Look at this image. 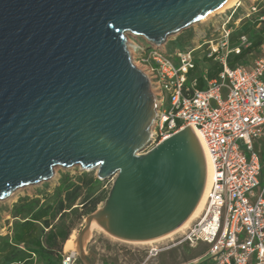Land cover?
<instances>
[{
	"label": "water",
	"instance_id": "obj_1",
	"mask_svg": "<svg viewBox=\"0 0 264 264\" xmlns=\"http://www.w3.org/2000/svg\"><path fill=\"white\" fill-rule=\"evenodd\" d=\"M224 1L0 0V199L80 165L115 178L81 249L93 220L130 242L179 228L203 194L205 153L190 125L148 150L158 102L127 34L162 46Z\"/></svg>",
	"mask_w": 264,
	"mask_h": 264
},
{
	"label": "built area",
	"instance_id": "obj_2",
	"mask_svg": "<svg viewBox=\"0 0 264 264\" xmlns=\"http://www.w3.org/2000/svg\"><path fill=\"white\" fill-rule=\"evenodd\" d=\"M259 11L258 4L252 5L238 21ZM232 16L221 27L220 42L205 51L204 56L219 62L222 69L214 78L203 76L204 88L198 87L197 77L190 78L197 67L196 51L203 44L168 52L164 44L128 43L130 52L139 51L145 68L135 63L131 52L133 61L147 75L158 102L148 150L190 125L202 134L207 176L208 161L211 166L201 211L178 230L175 239L150 241L154 244L149 257L181 244L191 248L204 244L203 257L212 264H264V183L261 157L255 149V142L264 137V45L261 56L230 67ZM241 42L249 45L246 36ZM233 50L239 53L241 48ZM62 264H80L79 253L65 250Z\"/></svg>",
	"mask_w": 264,
	"mask_h": 264
},
{
	"label": "trees",
	"instance_id": "obj_3",
	"mask_svg": "<svg viewBox=\"0 0 264 264\" xmlns=\"http://www.w3.org/2000/svg\"><path fill=\"white\" fill-rule=\"evenodd\" d=\"M259 7V12L243 20L230 34L232 50L227 54L230 67L248 63L250 56L257 55L264 45V20L260 19L264 16V2L259 3ZM192 36L190 28L184 29L171 47L185 49ZM242 36L248 38L249 45L242 44ZM237 46L241 48L239 53L233 50ZM209 62L206 76L214 78L222 66L213 60ZM193 76L197 77L199 88L206 86L198 67L191 71L190 78ZM103 186L104 181L94 173L85 172L76 179L64 173L52 192H41L43 197L21 196L10 209L14 219L10 232L0 235V264H62L64 243L75 220L93 213L107 199Z\"/></svg>",
	"mask_w": 264,
	"mask_h": 264
},
{
	"label": "rangeland",
	"instance_id": "obj_4",
	"mask_svg": "<svg viewBox=\"0 0 264 264\" xmlns=\"http://www.w3.org/2000/svg\"><path fill=\"white\" fill-rule=\"evenodd\" d=\"M261 2L262 0H240L238 5L231 9H228L227 11L215 13L206 19L197 21L196 23L188 27L192 30L193 36L190 43L186 47L203 44L202 48L196 51V55L197 57H199V59H205L204 54L205 51L208 50V47L216 45L222 39L221 27L225 19H227L231 14H233L231 18V24H233V28L238 27L241 25L243 20L248 17L243 18L240 21H238V19L244 17V15L252 7V5H259V3ZM182 33L183 31H180L178 33L170 35L167 41L164 43L163 49L167 50L168 52H172L174 50L171 47L172 43H174V41H176L177 38L182 35ZM127 35L130 43L135 42L137 44H141L142 46L148 44L143 36H133L129 34ZM131 52H133V55L135 56V63L139 67L145 68V64L138 57L139 51L132 50ZM262 54L263 48L259 50V53L257 55H254L253 59H250V56L249 61H253L256 57L261 56ZM213 61L216 62V60ZM208 64L209 63H206V65ZM223 94L225 96L224 92ZM262 163H264V154ZM85 172L94 173V175L97 176V169H83L80 165H72L68 167L59 165L55 167L54 174L51 178L45 181H40L35 184H30L25 187H22L16 190L12 195L8 196L7 198L0 199V235H6L10 232L14 221L10 213V209L21 196L43 197L41 192L43 190L52 192L54 188L59 184V180L64 173H69L73 179H76L77 176ZM114 179L115 178H108L103 180V188L107 191V197L113 186ZM260 179L262 183H264V165L262 168V175ZM105 201L106 199L98 205L97 209L103 208L105 205ZM86 221L87 216H84L80 220L76 219L72 232L69 236L70 238L73 233H76V247L75 249L71 250H76L80 254V257L84 256L88 258L89 263H87V261L85 262L82 258H80V264H182L192 258L200 256L206 251V246L204 244L199 246L197 249H192L188 244H181L174 246L169 250L163 251L157 256L149 257V249L152 243L154 244V242H150L151 240L144 242L124 241L112 236L103 228H100L98 226L93 228L91 231L89 230L88 233H85L83 235L81 249L79 236L83 231ZM178 233L179 231H176L171 235L163 238V240H166L170 237L175 239ZM66 242L64 243L63 247L64 253L65 250L69 251V249H65ZM197 264L212 263L206 257H203Z\"/></svg>",
	"mask_w": 264,
	"mask_h": 264
},
{
	"label": "bare ground",
	"instance_id": "obj_5",
	"mask_svg": "<svg viewBox=\"0 0 264 264\" xmlns=\"http://www.w3.org/2000/svg\"><path fill=\"white\" fill-rule=\"evenodd\" d=\"M239 1L240 0H225L219 7H217L216 9H214L212 12H210L209 14H207L206 16H204L202 19H206V18H208V17H210L211 15H213V14H215V13H221V12H224V11H227L228 9H231V8H233V7H235L236 5H238V3H239ZM201 19V20H202ZM128 43H130L129 42V38H128ZM129 47H130V45H129ZM194 129V131L196 132V134L198 135V137H199V140H200V142H201V144H202V147H203V151H204V153H205V157H206V161H207V158H208V156L206 155L207 153H206V150H205V148H204V140H203V137H202V134L200 133V131L199 130H197L196 128H193ZM208 176H207V178H206V184H205V188H204V191H203V194H202V196H201V198H200V200H199V202H198V205H197V207L195 208V210L193 211V213L191 214V216L179 227V228H177L174 232H176V231H178V230H180V229H182V228H184V227H186L188 224H189V222L201 211V209L203 208V206H204V204H205V202H206V199H207V193H208V189H209V184H210V173H211V166H210V162L208 161ZM100 227V228H103L96 220L95 221H93L92 223H91V226H90V231L93 229V228H95V227ZM104 229V228H103ZM105 230V229H104ZM106 231V230H105ZM174 232H172V233H174ZM171 233V234H172ZM171 234H166V235H164V236H162V237H160V239L161 238H163V237H167V236H169V235H171ZM157 239H159V238H157ZM152 241V240H151ZM144 242V241H143ZM75 247H76V233H73L72 235H71V237L67 240V242H66V246H65V249L67 248V249H69V250H71V249H75Z\"/></svg>",
	"mask_w": 264,
	"mask_h": 264
},
{
	"label": "crops",
	"instance_id": "obj_6",
	"mask_svg": "<svg viewBox=\"0 0 264 264\" xmlns=\"http://www.w3.org/2000/svg\"><path fill=\"white\" fill-rule=\"evenodd\" d=\"M262 2H264V0H262ZM253 57L254 56H251V59H253ZM203 60H205V59H199V57L197 58V67L200 69V71L202 72V75L204 76L208 72V67L210 66V62L209 61H212V59L205 60L207 62H205ZM206 63H209V64L206 65ZM197 67H196V69H197ZM196 71H198V70H196ZM193 77H195V76H193ZM255 149L259 153V155L261 157V161H262L263 154H264V137L259 139V140H257L255 142ZM263 165H264V163H262V168H263ZM11 223H12V221H11ZM201 245H203V244H201ZM197 248H192V249H197ZM204 253H202L200 256L192 258V259H190V260H188V261H186V262H184L182 264H197L200 261V259L203 258Z\"/></svg>",
	"mask_w": 264,
	"mask_h": 264
}]
</instances>
